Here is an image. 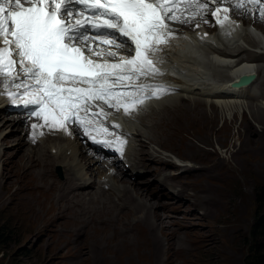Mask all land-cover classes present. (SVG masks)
Segmentation results:
<instances>
[{"label":"rangeland","instance_id":"1","mask_svg":"<svg viewBox=\"0 0 264 264\" xmlns=\"http://www.w3.org/2000/svg\"><path fill=\"white\" fill-rule=\"evenodd\" d=\"M245 23L254 28L251 18ZM261 24L264 25V19L261 20ZM256 31L260 33L255 35L257 36V41H253L252 46H264V31H260L258 28ZM225 73L229 74V72ZM261 79L262 73L258 76V81ZM262 82L264 83V80ZM255 103L257 104H253L254 106L252 107L248 106L250 110L240 107V104H238V107L233 106L223 110L219 108L218 111L216 110L218 118L209 122L211 127L199 124L190 142L186 141L185 133L181 132L182 119L186 114H192L193 111L197 110L201 106L200 103H195L185 113L173 116L170 121L163 119L167 123L164 126L158 125L157 129H155L156 133H153L152 130L147 132L145 136L142 132L137 133V135L143 137L142 141L147 150L161 152L172 161L175 158L191 159L193 155H197L204 148H213L217 151L221 162L225 161L229 164V168L225 170L226 178L223 182L215 184L203 180L197 183L194 188V192L199 197L211 199L210 194L219 197L220 194L225 193L223 197H225L226 209L221 213L215 210L211 219L200 220L196 217L189 219L187 214L181 213V210H179L177 211L178 214H169L171 217L166 218L167 220L176 219V229H172L169 224L167 226L161 216H158L159 227L169 231L168 244L164 245L162 253L161 249L159 252L161 256L152 254L150 247H141L139 244L130 241L122 243L120 237H116V235L120 236V233H117L116 230L117 221H120L121 225L125 224V227L128 223L135 226L136 233H139L135 237L136 239L143 236V226H146L147 223L139 220L140 210L144 206L142 204H139L138 207L136 206L130 212L124 213L123 216L118 215L117 218L111 219L100 209V206L86 207L83 203L77 202V200L75 203L69 201L67 203L68 206L85 209L87 213V225L85 224L84 228H81L80 223L75 231L72 230L74 228L72 223H68L67 215L62 213L50 215L49 213V215L45 214L41 218L30 209L22 206L19 194L15 193L18 189L20 193H24L27 190L24 188L25 184L35 182L36 177L31 173L30 169L36 168L33 166L29 168L30 172L27 171L25 173L23 162L21 163L18 160L22 149L18 152L15 143L10 142L15 137L18 139L19 136V139L22 138L25 143L22 146L23 148L29 149L31 146L20 134L22 123L9 126L8 120L5 122L3 119V117L11 119L15 115L9 112L2 113V117H0V139H5V142L3 140L0 141V172L3 169H8L10 175L3 177L0 175V264H106V261L110 260L112 261L110 264H244L247 255L264 254V237L258 241V238L263 235L264 183H261L259 175L245 172L244 167L236 181L231 179L229 169L234 162L227 150V147L239 149L242 153L236 155V158H238V164H243L244 166V150L242 146L239 147L241 144L239 138H237L236 129L243 115L247 116L246 118L252 126H255L254 132H259L262 129V124L264 123H260L258 119L264 122V118L257 116L259 115L257 110L262 112L258 106H264V97ZM245 104L249 105L248 103ZM203 109L209 112L210 106L205 105ZM214 113L216 112L214 111ZM254 132L250 133L249 139L251 141ZM72 137L71 134H67L65 139L61 141L55 139V137H50L47 139L48 142L41 143L46 149L51 148V146L59 147L60 149H62L61 147L66 148L65 154L68 157L66 158L62 153L60 160L54 166L55 169L51 162L46 161V154L43 153V150H35L42 149V147L33 148L37 154V161L41 164L43 163L40 168L44 169V180L35 184V190L53 193L51 191L52 184L49 180L51 178L48 174L50 168L56 171L58 167L62 169L64 165H69V163L71 165L80 159L78 153H74L76 141L74 142ZM251 141H248V143L252 144ZM252 146L258 148L256 145L252 144ZM86 148L83 155L89 156L88 158L92 160L93 157L88 155ZM61 152H63V149ZM90 165L100 170L105 169V167L101 168L98 163L92 162ZM126 175H120V177H126ZM148 175L145 174L143 177ZM63 180L60 181L63 182ZM144 180L148 179L145 178ZM116 181L120 183L118 177ZM205 183L208 185H205ZM46 186L49 190H46ZM89 190L87 188L84 191ZM113 198L117 199V196L113 195ZM142 198L146 200L145 197ZM164 199L166 197L161 196L158 200L160 201V208H154L160 215H165L162 211L163 209L170 210L174 207V203H167L168 200ZM53 202L56 203V200H53ZM237 214L240 215L241 227L230 228V222H233L232 217ZM28 215L31 217L29 218ZM91 218L113 221L109 226H103L108 231L107 234H110L109 237H105V241H101L98 238V234L93 230H90V233L85 231L87 228H95L91 224ZM70 221L72 220L70 219ZM99 223L103 224L104 222L98 221V225H100ZM2 225L5 226L4 229H1ZM130 228L134 231V228ZM125 231L126 228L123 233ZM198 238L203 239L204 249L192 254L191 240ZM183 243L187 247V257H181V244ZM96 253H100L101 256H96Z\"/></svg>","mask_w":264,"mask_h":264},{"label":"snow or ice","instance_id":"2","mask_svg":"<svg viewBox=\"0 0 264 264\" xmlns=\"http://www.w3.org/2000/svg\"><path fill=\"white\" fill-rule=\"evenodd\" d=\"M179 2L0 0V95L17 106L35 105L29 115L44 123L32 124L34 130L46 125L66 131L72 122L94 143L123 145L126 141L119 137L101 140L92 135L112 133L85 123L89 116L108 115L89 108L100 100L130 114V105L158 94L150 89L167 87L139 81L161 74L155 63L158 45L175 31L168 21L191 23L211 15L223 26L234 9L258 11L264 19V0H234L231 9L216 7L230 0H185L177 8ZM80 112L85 115H77ZM116 150L122 152L121 147Z\"/></svg>","mask_w":264,"mask_h":264},{"label":"bare ground","instance_id":"3","mask_svg":"<svg viewBox=\"0 0 264 264\" xmlns=\"http://www.w3.org/2000/svg\"><path fill=\"white\" fill-rule=\"evenodd\" d=\"M238 18L244 21L245 16L240 14ZM253 26L256 29L258 28L259 30L264 31V25H262L258 19L256 20V24ZM244 33L250 40H253L254 35H256V32L251 28L245 29ZM172 50L173 49H169L168 52H172ZM234 51L240 52L242 51V49L241 47L236 46L234 48ZM188 62H189V58H187V56L184 59H181V56H176L169 65L170 70L181 73L182 70L188 69V65H187ZM245 69H251V66L246 64L237 67L236 70L233 73H231L230 78H233V76H235V74L237 73H239L241 76H245L246 72L251 73V71H246ZM217 75L220 77L226 76L223 73H219ZM171 80H173L174 82H181L180 78H171ZM257 87L258 86L255 87L252 93L256 91ZM186 89L191 91L194 90L195 88H193L192 85H189L188 87H186ZM203 93L207 95L215 94L213 89L205 86L203 87ZM252 93H248L244 88L242 89V91H240V93L231 94L232 96L229 100H225V99L218 100L217 101L218 103H210V104L204 101L202 98H196L192 96L191 98L181 99L180 97L178 101L172 106H168L160 111L152 112L148 114L149 117L148 126L151 128L153 133H156L157 131H155V129H157L158 125L164 126L167 123L163 121V119H167L168 121H170V119L173 116H176L181 113H185V111L188 108L192 107L195 103H200L201 106L198 107L197 110L193 111L192 114H186L182 119L181 132L183 134L185 133L186 141L190 142L192 140V136L197 130L196 127L199 124L204 125L206 127H211V124L209 122L211 120H216L218 118L217 111L219 110V108L223 110V109H228V107H233V106L238 107L237 101L244 100V98L240 96H245L246 98L248 96L249 98H255L256 95ZM6 98L8 100L7 107L12 108L14 104L9 100L7 96ZM248 104L249 105L242 103V105L240 104V107L248 108V106L250 107L254 106L252 103L251 104L248 103ZM205 105L210 106L209 112L203 109V106ZM7 107L4 104L2 107H0V117H2L1 115L4 112V110L7 109ZM258 107L260 108V111L264 112V106H258ZM214 111L216 113H214ZM131 112H134V110H132ZM262 112H259V110H257V113L259 114L257 116L260 118H264V113ZM246 117L247 116L243 115L242 120L240 121L239 124H237L238 126L236 129L237 138H239L241 144L239 145V147L242 146L244 150L243 153L244 166L243 164L239 165L238 158H236V155H240L242 152L239 149H236L235 147H227V150L231 154V157L234 162L233 165L230 166L229 175L231 179H234V181H236L240 177L244 167L245 172H250L253 175H259L261 177V183H264V124H262V129L259 132H254L255 126H252ZM3 119L5 120V122H7L8 120L9 126L21 124L22 121L18 117L15 118L13 117L11 119L3 117ZM258 121L260 123H264L259 119ZM63 131L64 130H60V132ZM251 132H254L252 141L251 139H249ZM143 135L145 136L146 134L143 133ZM137 136L139 141V149L134 154L135 165L137 167H143L146 170L147 169L151 170L154 175V178L151 181H149L146 184H140L139 182L141 181L139 180H130L129 178L123 176L120 177V175L123 174V169L119 167H116L117 169L114 167L116 169L115 171L118 172L117 174L118 176L116 177L113 175L106 174L109 172V169L105 168L100 170L98 168H94L90 164L96 161L91 160L87 156L83 155V151L85 150V147L82 144H80L77 140L74 153L75 154L78 153L80 159H78L76 162L73 163L71 162L72 163L71 165L69 163V165L63 166V173H64L63 182L56 177V174L53 171L55 169L54 166L61 158V154L63 153L61 152L62 149H60L59 147L52 146L51 148L53 147L58 148L57 153L55 155L48 153L46 150H43V153L46 154L45 156L46 161L48 160V162H51L54 168V169L50 168V170L48 171L49 177L52 179L49 180L51 181L52 184L51 191L53 193L51 192L44 193L34 189V186L37 182L44 180L43 177L44 169L42 170L40 168V166L43 163L41 164L40 162L37 161V154L33 148L31 147H30L31 149L23 148L22 146L25 144L23 139L22 138L19 139V136L18 139H16L15 137V139L12 140L13 142L11 141L10 143H15V147L18 152L20 149H22V153H20L18 160H20L21 163L23 162V167H24L23 169L25 173L27 171L28 172L32 171L31 173H33L36 177L34 183L25 184L24 188L27 190L24 193H20L18 189L15 194H19V198L22 200L21 202L22 206L30 209L38 217L42 218L43 215L45 214L49 215V213L50 215L55 213L57 214L62 213L64 215H67L68 223H72L74 227L72 229L73 231L76 230L77 225L80 223H81V228H84L83 226L85 224L87 225L86 222L87 213L85 209H78L74 206L72 207L68 206L67 203L69 201H73V203H75V201L77 200V202L83 203L86 207L100 206V209L111 219L117 218L118 215L123 216L124 213L130 212L136 206L138 207L139 204H142L144 206L140 210L141 215L139 216V220L146 221L147 223L146 226H143L140 222L144 230L143 236L141 238L136 239L135 237L139 233H136L135 226L130 225V223H128L127 226L125 227L124 226L125 224L121 225V222L117 221L116 230L117 233H120L119 234L120 236L116 235V237H120L122 243H125L126 241H130L139 244L141 247H150L152 250V254H155L156 256H161L159 252L161 249V253H162V248L164 247L165 244H168L169 231L163 230L162 228L159 227L157 222V220L159 219L158 216H161V219L165 222V224L167 226L170 225L172 229L174 228L176 229L177 222L176 219H169V220L166 219L171 217L168 212H164L165 215H160L155 210L157 207L160 208L159 204H157L152 199L155 193L157 192L162 193L161 190H163L165 187H168L170 190L173 191L172 197L180 202L187 201V199L193 198V201L192 202L189 201V204L190 205L199 204L200 206H202L204 210L200 219L201 220L211 219L213 217V213L215 210L221 213L223 210L226 209L225 200H224L225 197H223L225 193H223L222 195L220 194L219 197L210 194L213 199L212 200L211 198L208 197H199L194 192V188L196 187L197 183L203 180H207L215 184H219L223 182L226 178L225 170L229 168V164L225 161L221 162V159L217 155V151H215V149L204 148L197 155H193V157L190 159L193 162V165L190 168H185L182 173L181 171L179 173H175L173 170L177 168V165L173 161H171V159H169L166 155L162 154L161 152L147 150L144 142L142 141L143 137L141 135H137ZM55 139L61 141L62 139L65 138L62 137V135H60L55 137ZM2 140L5 142V139L1 138L0 141ZM248 141H251V143L253 145H256L258 148H254L252 144L248 143ZM33 166L36 169H30L29 171V168H32ZM101 167L103 166L101 165ZM0 175L1 177L5 175L9 176L10 172L8 169H3L0 172ZM101 177L103 178L109 177V180H112V186L108 192H105L104 190L101 189L100 183L97 180V178L100 179ZM117 177L120 179V183L116 181ZM205 185L208 184L205 183ZM87 188H89L90 190L84 191ZM46 190H49L47 186H46ZM113 195L117 196V199H114ZM142 197H145L146 200L143 199ZM53 200H56V203H54ZM239 217H240L239 214L235 216L233 215L232 217L233 222L232 223L230 222V228L241 227V220ZM70 219L72 221H70ZM91 221H92L91 224L94 225L95 228H87V230L85 231H89L90 233V230H93L95 233L98 234V238H100L101 241H105V237L106 236L109 237L110 234H107L108 231L105 230L104 227L109 226L110 224L113 223V221L96 220L95 218H91ZM98 221L104 223L103 224L99 223L100 225H98ZM130 227L134 228V231ZM125 228L126 231L123 233V230ZM95 255L101 256L100 253H96ZM181 257H187V247L184 243L181 244ZM96 260L99 261L97 258ZM111 262H112L111 260L106 261V264H110Z\"/></svg>","mask_w":264,"mask_h":264},{"label":"clouds","instance_id":"4","mask_svg":"<svg viewBox=\"0 0 264 264\" xmlns=\"http://www.w3.org/2000/svg\"><path fill=\"white\" fill-rule=\"evenodd\" d=\"M239 15L240 14H237V15L235 14V16L237 18H238ZM247 21H248L247 20V17H245L243 23H245ZM260 23H261V21H260ZM255 24L256 23H254L253 25H255ZM245 25H246V23H245ZM247 26H249V25H247ZM252 29L256 32V34H259L260 33L259 31H256V28L255 27L252 28ZM236 68H234L231 73H233L236 70ZM231 73H229V74L231 75ZM256 92L258 93V97L254 98L252 100H250V99L238 100L237 101L238 104L246 103V101H247V103L254 104L255 102L259 101L262 97H264V88H262L261 91L256 90ZM206 102H208L209 104L211 103L210 101H206ZM177 159H181V173L183 172V170L185 168H190L193 165V162L190 159H182V158H177ZM124 175H126V173ZM189 201L192 202L193 201V198L187 199V201H181V213L187 214L189 216V219L195 218V217L198 218V219H200V217L202 216V214L204 212L202 206H200L199 204L190 205L189 204ZM202 240L203 239H200V238H198L196 240H191L192 241V248H193L192 254H195V253H197V252H199V251H201V250L204 249V245L202 243Z\"/></svg>","mask_w":264,"mask_h":264},{"label":"trees","instance_id":"5","mask_svg":"<svg viewBox=\"0 0 264 264\" xmlns=\"http://www.w3.org/2000/svg\"><path fill=\"white\" fill-rule=\"evenodd\" d=\"M5 226L2 225L1 229H4ZM262 236L258 238V241H260L264 237V225L262 227ZM1 236V235H0ZM244 264H264V254H252V255H247L245 259Z\"/></svg>","mask_w":264,"mask_h":264},{"label":"water","instance_id":"6","mask_svg":"<svg viewBox=\"0 0 264 264\" xmlns=\"http://www.w3.org/2000/svg\"><path fill=\"white\" fill-rule=\"evenodd\" d=\"M250 77H247V76H241L240 78H239V80L237 81V83H246V82H248V81H250Z\"/></svg>","mask_w":264,"mask_h":264}]
</instances>
